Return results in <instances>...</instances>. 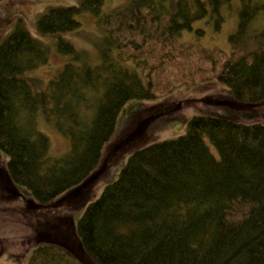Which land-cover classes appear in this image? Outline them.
I'll return each mask as SVG.
<instances>
[{
    "label": "trees",
    "instance_id": "trees-1",
    "mask_svg": "<svg viewBox=\"0 0 264 264\" xmlns=\"http://www.w3.org/2000/svg\"><path fill=\"white\" fill-rule=\"evenodd\" d=\"M104 3L38 15L39 34L69 55L47 81L30 72L49 63L51 46L22 18L0 43L3 186L13 196L14 184L26 187L37 205L63 204L69 193L67 204L85 205L77 221H52L31 240L27 264H264V122L194 114L182 133L134 149L99 196L86 198L129 100L216 78L238 101H264V0L238 1L229 50L178 37L199 19L220 30L233 0H128L103 12ZM83 11L101 31L96 62L65 36ZM41 117L68 139L64 153H51Z\"/></svg>",
    "mask_w": 264,
    "mask_h": 264
},
{
    "label": "rangeland",
    "instance_id": "rangeland-1",
    "mask_svg": "<svg viewBox=\"0 0 264 264\" xmlns=\"http://www.w3.org/2000/svg\"><path fill=\"white\" fill-rule=\"evenodd\" d=\"M127 1L105 0L102 10L110 11ZM238 1L233 0L232 8L226 12V20L220 30H214L206 19H199L194 22L192 30L182 31L178 41L196 43L206 49L229 50L228 35L236 27ZM79 2L80 0H0V43L13 30L17 19L22 18L30 32L51 46L49 63L30 72L47 81L68 60L69 55L57 51L56 38L39 34L37 17L50 6ZM76 17L80 26L65 36L77 49H84L90 59L96 62L99 60L96 42L101 34L96 16L90 11H83ZM197 28H202L204 32L197 34ZM231 98L233 101H230ZM161 112L164 113L159 114ZM208 113L246 122H264V101L259 104L238 101L232 97L228 86L212 78L195 85H181L155 99H131L126 102L118 115L113 135L103 146L99 168L105 165L92 183L89 196L86 195L87 202L99 196L103 187L117 177L134 149L176 136L185 130L192 115ZM39 127L49 136L53 155H60L69 148L68 139L52 123L41 117ZM6 163L7 156L0 151V169ZM14 187L20 195L13 196L14 192H9L0 179V264H27L32 252L30 242L34 237L48 230L51 232L52 221H69L68 217L77 221L85 207L81 204L78 207L67 204L70 193L61 199L66 200L63 204L37 205L30 201L26 187L17 184ZM83 197L85 195L80 197L82 199L79 202H83Z\"/></svg>",
    "mask_w": 264,
    "mask_h": 264
}]
</instances>
